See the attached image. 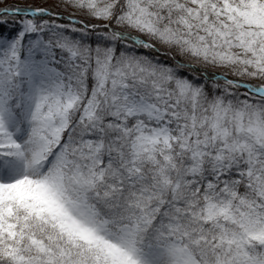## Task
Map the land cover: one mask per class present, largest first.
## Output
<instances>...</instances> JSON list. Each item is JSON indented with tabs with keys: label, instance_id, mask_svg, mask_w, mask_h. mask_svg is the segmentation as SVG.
Wrapping results in <instances>:
<instances>
[{
	"label": "snow or ice",
	"instance_id": "obj_1",
	"mask_svg": "<svg viewBox=\"0 0 264 264\" xmlns=\"http://www.w3.org/2000/svg\"><path fill=\"white\" fill-rule=\"evenodd\" d=\"M0 264H264V0H0Z\"/></svg>",
	"mask_w": 264,
	"mask_h": 264
}]
</instances>
